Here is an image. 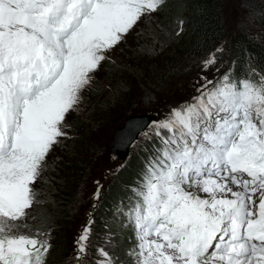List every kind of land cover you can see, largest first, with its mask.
Returning a JSON list of instances; mask_svg holds the SVG:
<instances>
[{
	"label": "snow or ice",
	"instance_id": "6c2138e0",
	"mask_svg": "<svg viewBox=\"0 0 264 264\" xmlns=\"http://www.w3.org/2000/svg\"><path fill=\"white\" fill-rule=\"evenodd\" d=\"M166 2L0 0V264H46L50 233L24 223L46 158L108 53ZM151 135L130 206L117 207L132 247L90 253L89 213L73 264H264V72L249 61L247 77L202 76ZM100 198L97 182L93 208Z\"/></svg>",
	"mask_w": 264,
	"mask_h": 264
},
{
	"label": "trees",
	"instance_id": "16d2710c",
	"mask_svg": "<svg viewBox=\"0 0 264 264\" xmlns=\"http://www.w3.org/2000/svg\"><path fill=\"white\" fill-rule=\"evenodd\" d=\"M237 8L242 15L243 9L247 12V16L251 14V22L256 24L258 31H261L260 38L254 40L248 34L247 28L240 29L242 33L236 35L231 43L230 68L237 77L241 75L247 77L249 61L253 67L264 72V47L261 45V42H264V0H237ZM159 12L161 19L159 23L157 22V28L144 33L143 44L126 54L129 60L127 63L113 64L110 60L102 63L99 70L106 77H96L97 84L85 90L86 99L84 93L82 94L84 97L81 104L83 103L85 107L89 104V109L85 110V113H94L105 122L110 120L109 116L116 109H120L123 118L135 103L131 92L136 88L141 89L143 96L140 99L143 102L153 104L159 96L163 97L171 90L174 81H184L191 74L193 64L196 63V68H199L202 61L211 54L215 55L217 63L223 61V56H219L215 51L224 32L220 0H167ZM181 21L184 27L178 31L177 27ZM147 39H157L160 42L158 52L162 55L161 62L157 65L146 63V58L151 53L150 42H147ZM252 79L256 77L253 75ZM108 89L109 94L106 91ZM104 95L105 98L101 101ZM97 97L101 99L96 106H90ZM137 101L138 99L136 103ZM145 109L148 110L147 107ZM112 122L109 124L111 125ZM74 129L81 130L78 137L72 140L78 148V161L66 165L67 171L64 172L63 164L68 159L65 160V156L59 160L54 159V164L43 172L45 177L41 179L40 186H38L39 182L34 185L39 203L28 210L27 221L35 220L31 224L30 229H33L31 231L35 232L39 229L44 232L48 228L54 230L61 228L56 233L51 232V235H55L57 239L51 245L46 264H66L67 237L63 239V234L65 230L69 231L72 222L73 215H70L72 203L78 200L80 189L89 177V165L100 147V144L96 146L88 143L85 137L82 138V135H85L81 125H74ZM156 143L155 136L145 141L142 148L129 155L121 167L114 172L111 185L107 186L106 194L103 200H100L93 217L95 223L92 231L96 240L99 242L100 238L105 236V239L112 243V251L121 258L124 257L125 251L132 247L133 239L129 242L126 231L128 229L123 227V220L117 212V207L127 209L130 206L128 199L130 188L136 183L144 162L152 153L153 145ZM109 162L108 164L111 165ZM69 172L72 173L68 174ZM57 208L60 210H56Z\"/></svg>",
	"mask_w": 264,
	"mask_h": 264
},
{
	"label": "rangeland",
	"instance_id": "374dc122",
	"mask_svg": "<svg viewBox=\"0 0 264 264\" xmlns=\"http://www.w3.org/2000/svg\"><path fill=\"white\" fill-rule=\"evenodd\" d=\"M241 10V9H240ZM243 15L237 8V0H220V14L222 18V28L224 30L223 32V38L218 42L216 50L219 48L222 51L216 53L219 54V56H223V61L218 62L216 66L212 69L210 72H202V65L199 68H196V63L191 66V74L183 81H174L173 85L171 86V90L164 95L163 97L159 96L158 99L153 103H148L147 101L141 100L142 98V91L139 88H136L134 91L131 92V96L135 98V103L130 108V111L127 113V116L122 118V113H120V109H116L111 116H109L110 120H104L102 118H99L97 115L95 116L94 113H85V110L88 111L89 104L85 105L80 103L77 106V109L75 111H72L70 114L66 117V125H65V131L67 132L66 137L60 138V142L54 147V149L50 152V154L47 156V165L44 168L43 172L46 171L52 164H54V159L59 160V158L65 156V163L63 164L64 172L67 171L66 165H69V163H74L75 160L78 161L79 154H78V148L77 145L73 144L72 140H75V138L78 137L81 130H75L74 125H81L82 126V132L85 136L82 134V138L87 140L88 143H92L93 145L98 146L100 144L99 149H97L96 154H94V157L92 158V161L89 165V177L82 185L83 187L80 189V193L78 196V200H76L74 203H72V208L70 210V215H73L71 225L69 226V231L65 230L66 232L63 234V239H67V242L65 245H67V255H66V264H73L72 257L74 256V241L76 237L78 236L82 226L85 224L89 213H91L92 217H95L96 214V208L100 202V200H103L104 195L106 194V188L108 185H111L112 182V176L114 175V172L118 170L121 167V163L115 160H106V158H110L108 155L109 148L111 147V135L114 132V129L116 127H119L122 125L126 118L131 116H141V115H153L155 117V122L161 121L167 117V115L171 112L173 108H177L180 105L184 104L185 102H190L192 100V97L196 94V88L201 83V77H206L207 79H213L214 76H219L222 73L226 72L230 66L231 59H230V50H231V43L236 37V35L242 33L240 29L247 28L248 34L251 36L252 39L255 40V38H260L261 31H258L256 29V24L252 23L251 20L246 19L247 12L243 9ZM159 11L152 14L151 17H145L142 19L138 24L135 26L134 30L130 32V34L127 35L126 40L119 44L114 50L110 51L108 53L109 59L111 63L116 64H125L129 60L126 57V54L130 52L133 48L139 47L143 43V36L144 33L147 32V30H155L157 28V22L159 23L161 19V15L159 16ZM184 27V24H179L177 29L178 31L182 30ZM258 31V32H257ZM245 33V30H244ZM155 39H147V42H150L149 48L151 49V53L147 56L146 63L151 64H159L160 57L162 55L161 52H158V46L160 45V42ZM261 45L264 47V42H261ZM135 46V47H133ZM167 50V49H166ZM167 51H170L168 49ZM213 55V54H211ZM209 55V56H211ZM217 60H219L217 58ZM131 62V61H130ZM105 65V64H103ZM148 65V64H147ZM216 68H219V72L216 71ZM101 69V67L99 68ZM98 69L94 73V79L92 81L91 86L97 84V76L106 77L102 75L103 73ZM177 80V79H175ZM104 82L101 84L103 85ZM90 86V87H91ZM88 88V90L90 89ZM94 89V88H93ZM92 89V90H93ZM87 91V90H86ZM86 91H84V96L86 99ZM109 92V89L106 90ZM82 93V94H83ZM106 95V94H105ZM100 97L95 98V101H92V104L90 106H96V103L101 99V101L105 98ZM83 96V97H84ZM138 99L137 103L136 100ZM88 100H86L87 102ZM88 103V102H87ZM147 107L148 110L145 108ZM84 108V110H83ZM154 108V109H153ZM90 111V110H89ZM94 118V119H93ZM96 118V119H95ZM122 118V119H121ZM121 121L119 122V120ZM113 121V122H112ZM73 122L75 124H73ZM109 122H112L110 125ZM155 122L149 123L148 127L143 133H140L136 140L133 141L129 147V155L133 154L134 152H138L145 141H148L149 139L153 138V135H151V127L154 125ZM106 124V125H105ZM108 124V125H107ZM148 135H145V134ZM85 137V138H84ZM96 149V147H95ZM81 159V158H80ZM79 159V160H80ZM108 161L111 165L108 164ZM62 164V163H60ZM43 172L39 178V180L36 182L38 183V186H40L41 179H43L45 176L43 175ZM72 172H69L70 174ZM97 182H99V186L101 187V198L99 201L95 202V208L92 207L93 200L92 195L97 187ZM37 186V187H38ZM56 210H60L57 208ZM35 221V220H33ZM33 221L28 222L27 219L24 221V223H27L30 227L31 224H33ZM61 229L60 227L57 228V230H54V228H48L44 232L50 233V243L51 245L54 244L56 241V236L51 235L53 233H56ZM93 229V228H92ZM33 230V229H31ZM25 232H28V229H24ZM129 235V239L132 241V232L130 229L126 230ZM34 232V231H32ZM105 236L103 238H100L99 242L96 240V237L94 236V233L91 237V244L89 247V252L91 253L95 247L97 246H104L107 250L112 251V243H105ZM108 240V239H107ZM54 241V242H53ZM134 243V241H133ZM110 244V245H109Z\"/></svg>",
	"mask_w": 264,
	"mask_h": 264
},
{
	"label": "water",
	"instance_id": "95a60500",
	"mask_svg": "<svg viewBox=\"0 0 264 264\" xmlns=\"http://www.w3.org/2000/svg\"><path fill=\"white\" fill-rule=\"evenodd\" d=\"M153 115L131 116L125 119L124 123L114 129L111 135V144L108 155L112 160L123 163L129 156V147L136 140L140 133H143L149 123L155 122ZM115 148V149H113ZM119 158H117V154Z\"/></svg>",
	"mask_w": 264,
	"mask_h": 264
},
{
	"label": "bare ground",
	"instance_id": "6f19581e",
	"mask_svg": "<svg viewBox=\"0 0 264 264\" xmlns=\"http://www.w3.org/2000/svg\"><path fill=\"white\" fill-rule=\"evenodd\" d=\"M113 149H115V148H113ZM115 154H117V152H115ZM117 158H119V155L117 154Z\"/></svg>",
	"mask_w": 264,
	"mask_h": 264
}]
</instances>
